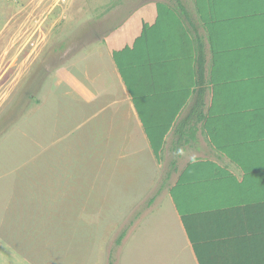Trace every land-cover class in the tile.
Segmentation results:
<instances>
[{"label": "rangeland", "instance_id": "rangeland-1", "mask_svg": "<svg viewBox=\"0 0 264 264\" xmlns=\"http://www.w3.org/2000/svg\"><path fill=\"white\" fill-rule=\"evenodd\" d=\"M181 1L199 31L206 34L196 1ZM232 1L216 0L218 14L227 20L224 26L216 23L220 31L213 32L214 43L205 36L208 64L210 47L219 43L223 45L214 49L222 54L228 49L235 50L231 52L235 56L242 51L247 55L248 50L256 55L264 52V36L257 32L263 30L255 24L251 29L259 37L244 44L235 39H242V33L225 28L244 27L246 24L234 21L250 13L256 17V0L243 4L233 1L234 6ZM157 3L170 7L175 0H0V197L8 193L0 209V221L7 225L0 230V239L9 243V247L0 248L10 253H15L11 245L19 248L23 264H199L177 209L200 214L207 218L200 221L209 223L211 217L206 210L237 207L233 205L246 200L264 201V191L259 194L256 190L247 198V191L238 187L240 193L228 199L230 192L214 185L230 179L231 171L235 173L231 178L237 180L240 171L213 151L202 134L192 147L179 149V156L171 150L169 135L155 167L147 152L143 156L133 149L135 138L139 141L142 137L139 132L136 137L126 136L123 144L119 142L121 137H116L119 123L131 135L138 127L134 128L128 100L118 98V104L111 106V99L106 97L103 105L109 107L103 112L101 103L81 100L82 92L77 88L82 89L84 80L69 78L74 67L76 72L85 67L92 73L102 71L103 64L110 63V54L104 48V54L98 53L103 47L101 41L109 33L108 39L117 46L129 45L133 38L128 33L135 30L138 20L150 15L151 5ZM254 22H258L256 18ZM125 25L124 30L111 33ZM223 29L238 44L224 43ZM156 55L142 58L153 60ZM233 64H237L234 58ZM156 67L165 66L158 60ZM121 70L125 77L131 72L127 66H121ZM228 72L237 79V70ZM184 73L187 70L179 65L172 82L184 87L179 78ZM106 74L102 72V76ZM241 80L246 79L238 82ZM222 83L230 85L229 80ZM207 97L214 108L206 135L227 140V153L235 164L237 160H249L246 138L260 155L264 133L247 136L246 128L234 132L229 116L244 108L249 110L251 105L263 107L257 102L243 107L239 104L241 95L224 90L216 91L213 98L208 93ZM254 98L262 101L259 96ZM186 109L185 105L180 117ZM125 111L131 115L126 121L121 116ZM212 113L220 116L224 129L212 123ZM193 158L200 162H191ZM208 176L218 177L220 183L211 182ZM245 177L239 186L248 180V175ZM254 178L258 179L256 175ZM235 211L246 210L241 207V211ZM234 213L231 220L236 217ZM229 227L247 232V214L241 223L233 220L218 228Z\"/></svg>", "mask_w": 264, "mask_h": 264}, {"label": "crops", "instance_id": "crops-1", "mask_svg": "<svg viewBox=\"0 0 264 264\" xmlns=\"http://www.w3.org/2000/svg\"><path fill=\"white\" fill-rule=\"evenodd\" d=\"M181 1V0H180ZM235 2L238 3H245L248 2L249 0H233ZM233 1L231 2V5H233ZM195 2V0H194ZM158 4V3H157ZM156 4V5H157ZM165 5V3H163ZM181 4L184 6V9L186 10L187 14L189 15L190 21L192 23V25L196 28V32L194 31V29L188 24L187 19L185 16H180V21L183 24L184 27H186L189 33H191L192 37H196L197 34L203 39V54H204V76H205V82L204 85L200 86L201 90L203 91L202 96H203V102L205 104L203 110L205 113H207V121L204 125V128L202 126V124H197L199 131H197L195 138L190 141L189 143H184V140H180L178 139V137L175 135L174 133V126H176L189 112V109L191 108V106L194 103V99H195V94H194V90H198V86H194L195 80H196V76H194L193 71H195L196 69V65H195V61H194V48L197 46H192V47H188L185 50H178L174 52V56L172 58H170L169 60H171L170 64L172 65V68L174 67L176 69V71H178V66L181 65V68L187 70V73H184L181 75V82L184 84V95L187 97V104H186V114L183 117L181 116V111L182 109L185 107H182L181 110H179V112L177 113V117L173 122V125L171 126L169 132L166 134L161 149L165 146H163L164 142L166 141L167 137L170 135V137H172V142H171V150L174 151L177 156L178 155V150H185L189 147H192L193 145L196 144V142L198 141V136L199 134H202L206 141L208 142V144L211 146V148L213 149V151L218 152L221 155L222 159L225 160H229L232 164H234L236 166V168L239 169L240 173L238 174L239 177L237 180H234L233 178H231L233 176V174H235L233 171H231V176L230 179L227 178L225 183H220L219 182V178L216 176H208L211 180V182L214 183H220V184H214L216 185L218 188H223L222 190H228L230 192L229 198L233 197L235 195H237L238 193H240V189L238 188V184L244 180V176L245 173L242 170V168L240 167L241 163H243L245 160H237V163H233L230 160V157L227 153V150L229 149V146L226 144V141L223 142V137L218 135L217 139L213 138L214 141H212L211 137H209L208 135H206V125L207 122L209 121L210 117H211V112H213V108L214 105L212 103H210V101L208 102V93L211 94V98L214 97V94L216 91H229L230 94H235V95H241L242 97L239 98V104L242 105L243 107L245 106L246 103H255L257 102V104L259 106H262L263 108L260 110H246L241 109L238 111V113L236 115H230L229 116V124L230 126H233L234 132H236L237 129L242 128L245 129L247 133L248 132H252L251 134L253 135H259L261 133H264V52L260 53L259 55H256L254 53H252L251 51L248 50L247 55H245V51L242 52H237L236 56L235 54H232L231 52L235 51L233 49L231 50H227L226 52L219 53L218 51L216 52V50L214 49V47L216 48V46L218 45H223V44H215L216 46L214 47H210V53H211V62L210 64H208V60H207V48L205 46V36L208 39V42L210 43V41H213V32L220 31L218 28V26H215L214 24H211L212 27L209 29H207V27H205L202 23L201 17L199 15V13L196 12L198 14V18L199 21L201 23V27L205 30L206 34H202L199 31V28L195 25V23L192 21V15L189 12L187 6L181 1ZM169 5V4H166ZM177 6V2L175 0V4L174 5H170V7H174ZM196 6V4H195ZM157 6H155V4L151 5V12L150 15L148 17L143 18L142 20H138L137 24H136V28L134 31L133 27H129L128 30H130L131 32L128 33L131 38H133L132 40H130L129 45L123 46V44H119V46H117V43H114L113 41H110L108 39V35L107 34V38L104 41H101V44L103 45V47L99 48L101 50H98V53L104 54L105 50L108 54H110V63H104L103 67L104 69L102 71H98L97 73H92V71L89 70L88 67H85L84 71H82L83 69H80V71L76 72L77 68L74 67L71 70V76L69 77L70 79L74 78L76 80H79V78H82L84 80L82 89L80 87V89L77 88V92L79 93L80 91L82 93H80V97L81 100L87 103V101H90V104L93 103H101V111H105L108 107L104 108L105 106L103 105L106 97L109 99H111L112 101V105H117L118 104V98L120 99H124V100H128V108L129 111L133 113V123H134V128L137 127V129L135 128L134 133L128 134L125 128L122 127V124L119 123L117 126V131L116 133V137L120 138L119 142H121L122 144L125 141L126 136H128L127 138L129 139L131 136H133L135 134V137L137 136L138 132L141 134V138L139 139V141H137V139L135 138V144H134V150H136V153L140 154V155H145V153H148L149 159L154 161L155 167L158 166V162L157 159L153 153L152 147L150 145V140L147 137V134L145 132L143 123L141 121V115H142V119H145V117H147V112L145 108H149V103H148V97L150 96V94H148L146 101L143 103V100H138L137 103H135L132 99V97L130 96L128 89L122 79V77H120V73L119 70L116 66V64L113 61L112 58V53L113 52H119L121 51L123 48L125 47H132L133 42L136 38H138L140 36V34L142 33V28L143 25H147L148 27H153L156 23L157 17H158V12H157ZM255 12L256 13V17H254L251 13L249 15H247L245 18H238L234 21L235 23H239V24H246L244 25V27H237L234 28L233 26H226V29H230V31L232 32L233 30H237L239 31L242 36V39H239L236 36V40L240 41L243 40V44L246 43L248 40H252L254 38H258L259 36L257 34H255V31H253L251 29V25L255 24L258 28L262 29L263 31H257L259 33V35H263L264 36V0H256V4H255ZM196 8V7H195ZM155 9V11H154ZM257 9V10H256ZM233 15H230L229 20L233 19ZM256 18V20L258 22H254V19ZM146 20V21H145ZM141 23V27L139 28ZM263 23V24H262ZM233 24V25H234ZM128 25L122 26L120 28H117L113 31H111V33H114V31L116 30H124L125 28H127ZM163 27V26H162ZM175 31L174 33L171 31ZM166 29L164 28L162 30V34L168 38H174L176 37V39L178 40V38L180 36H182L181 33L179 32V29L176 28V26L172 29ZM224 31V43L230 41L232 43V45L234 44H238L237 41L231 39L230 37L226 36L225 33V29H223ZM187 32V31H186ZM152 33V31H151ZM211 35V39L209 37V35ZM209 37V38H208ZM106 43V45L104 44ZM164 48L163 49H159L155 48L153 46H151V50H149L147 52V50L144 52V54H151V53H158L160 51H164L165 49H167V51L170 50V48H172L171 45H169V40L167 41L166 46L163 45ZM105 50H104V49ZM110 48V49H108ZM218 48V47H217ZM216 48V49H217ZM120 49V50H119ZM238 50V49H237ZM231 58V62H229V59ZM233 58L234 60H236L237 64H233ZM239 62H244L243 65H240ZM111 64V65H109ZM108 65V66H107ZM238 71V74H236V78L237 79H233V75L232 73H229L228 71ZM107 72V74L105 76H102V72ZM162 71V72H161ZM170 71V70H169ZM227 71V73L225 74V72ZM130 72V74H127L126 79L129 81L130 86L133 88V83L138 84L139 82H141V73L139 72ZM78 73V74H77ZM167 70L166 67H164L163 69H158L156 67V64H154L153 69L149 72V74L145 75V73L142 75L143 79L142 82H145L146 85H149L150 87L152 85H157V83L154 82H159V84L161 86H163L164 81L161 80L163 75H166ZM158 75V77H156ZM149 76V77H148ZM170 76H172V74H170ZM226 77V79H225ZM170 78V77H169ZM220 78V79H218ZM246 79L245 81H239V79ZM248 78H254V79H248ZM226 80H229L230 85H226L225 83H222ZM97 81H99L100 85H96ZM109 81V82H108ZM108 82V83H107ZM238 82V83H237ZM109 84V85H108ZM89 86V89H86V87ZM164 87V86H163ZM217 87V90L215 91ZM115 88H117V91L114 90ZM135 89V88H133ZM92 96V97H91ZM254 96H259L262 98V101L258 100L257 98H254ZM91 97V98H90ZM124 97V98H123ZM212 100V99H211ZM146 103V104H145ZM210 103L209 107L208 104ZM127 106V104H125V107ZM144 107V109H143ZM210 108V109H207ZM109 110V109H108ZM140 110V112H139ZM101 112V113H103ZM119 113V112H118ZM212 123L215 124L218 127H221L224 129V122L220 119V116H218L215 113H212ZM220 114L222 115V111H220ZM129 115V116H128ZM95 116L98 117L100 116V113H95ZM123 119H125V121L127 119H131V115L125 111L124 114L121 115ZM115 117H118L117 115ZM111 123V122H110ZM109 123V124H110ZM242 125V126H241ZM225 132V130H224ZM249 135V133L247 134V136ZM238 138V137H237ZM236 138V139H237ZM246 138V137H244ZM129 142V140H128ZM261 146L262 145H258ZM122 148V147H121ZM263 148V147H262ZM263 150L261 151L260 155L259 153L255 156V159H252V161L254 163L260 164V161L263 157ZM218 159V158H216ZM220 161V159H218ZM192 161H198V158H193L191 160ZM222 161V160H221ZM215 165L219 166L217 163H215ZM221 165L223 166V163H221ZM220 165V167H222ZM225 165V164H224ZM174 166V164L172 165ZM175 168V167H174ZM229 172V171H226ZM241 175V178H240ZM223 184V185H221ZM9 187V185H8ZM65 189V186L63 187ZM8 196V193L6 194V196H1L0 197V206L2 205V203L4 202V198L6 199ZM249 197V196H248ZM254 199H255V195H254ZM256 203V202H255ZM241 207H243V209H245V213L248 215L249 214V207L250 206H246V204H241V205H237V207H232V206H228V207H224V208H218L215 207L209 211H205L207 212V214L210 215L211 217V221L209 222V224L211 223L213 226L216 225V223H218V225L216 226L217 228L220 227V224H224L233 220H238L240 223L243 220L244 214L242 212H238L235 211L237 209H240L241 211ZM2 208V206L0 207V209ZM189 210H186V213H189ZM236 217H234L231 220V217L233 215ZM198 215V214H197ZM212 215V216H211ZM200 216V218L202 220H206L207 218L204 216H201L200 214L198 215ZM248 219V217H247ZM2 221H0V230L2 228H5L7 225L3 226ZM3 226V227H2ZM183 227V225H182ZM215 227V226H214ZM214 233V232H213ZM212 233V234H213ZM214 241V239H213ZM9 243H3L2 239H0V247L1 246H5V247H9L8 246ZM18 244V243H17ZM11 247L15 250V253L13 252H5L4 249L0 248V264H18V260H21V264H23L24 262V258L21 255V250L19 248H14L13 245H11ZM19 249V250H18ZM227 253V252H226ZM228 254V253H227Z\"/></svg>", "mask_w": 264, "mask_h": 264}, {"label": "trees", "instance_id": "trees-1", "mask_svg": "<svg viewBox=\"0 0 264 264\" xmlns=\"http://www.w3.org/2000/svg\"><path fill=\"white\" fill-rule=\"evenodd\" d=\"M195 1L197 12L201 17L203 25L207 29L214 23L224 26L227 19L223 15L218 14L219 5L216 3V0ZM176 2L177 6L174 7L158 3L156 7L158 17L155 25L153 27H148L146 24L143 25L142 33L134 40L132 47H125L119 52L112 53L113 61L133 101L137 103L141 99L143 100L141 103L144 104L148 94H150L148 97L149 108H145L147 117L145 119H142V115L140 117L155 157H159L163 140L173 125L178 115L177 113L187 104V97L184 95L183 85L180 86L174 81L172 82V76H170V74L176 73V69L174 67L172 68L170 64L171 60H169L174 56L175 51L197 46V48H194L196 69L193 73L196 76L194 86H198L199 88L198 90H194V103L189 109L188 114L174 126V133L178 139H183L184 143H189L195 138L197 131H199L197 124L201 123L204 128L207 121V113L203 110L205 106L202 96L203 91L200 88L205 82L203 39L198 34L196 37H192L188 30H186L187 32L185 31L187 28L181 23L180 16H185L188 24L197 33L181 1L176 0ZM217 24L214 27L218 26ZM175 26L179 29L178 33L182 34L178 38L179 40L176 37L168 39L165 34H162L164 28L171 30ZM171 31L173 33L175 32L173 30ZM168 40L169 45L172 46L169 51L165 49L164 51L156 53L157 55L153 60H150L149 56L142 58L146 50L147 52L151 50V46L163 49V45L166 46ZM158 60L159 62H163L167 70L166 75H163L161 78L164 81V87L159 82H154L157 85L150 87L145 82H142V75L144 73L145 75L149 74ZM121 66L129 67L131 72L141 73V82L135 85L133 83V88L135 89L130 86L129 81L124 76V72L121 70ZM249 109L258 110L260 108L251 105ZM248 136L254 135L249 132ZM211 139L214 141L213 136H211ZM246 139L249 140L246 148V154L249 160L241 163L240 167L244 171L245 176L248 175V180L238 187L242 191H247L248 198L256 190L259 194L264 191V155L260 164L254 163L251 158L257 155L259 151L250 139ZM263 149L261 148V151ZM196 164L199 165L201 163ZM249 165L251 167L246 172V167ZM254 175L258 179L254 178ZM245 176L244 181L246 179ZM262 197L264 198V194ZM241 204L250 206L249 214L247 215L249 224L247 232L238 231L230 227L227 229H219L211 223L201 222L200 220L202 219L196 213H186L185 211L177 209L178 215H182L181 218L184 219L182 225L199 264H264V201H260L259 199L246 200L233 206ZM209 228L212 229L211 232H214L213 234L209 231ZM119 239L117 243H119Z\"/></svg>", "mask_w": 264, "mask_h": 264}]
</instances>
